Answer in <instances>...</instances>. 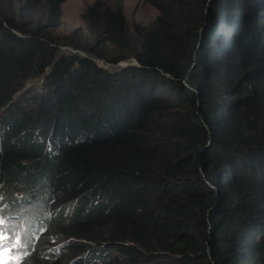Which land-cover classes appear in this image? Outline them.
<instances>
[{"label": "trees", "instance_id": "trees-1", "mask_svg": "<svg viewBox=\"0 0 264 264\" xmlns=\"http://www.w3.org/2000/svg\"><path fill=\"white\" fill-rule=\"evenodd\" d=\"M22 2L0 0L8 264L54 262L56 242L72 264H264V0H146L134 34L97 1L89 36L135 61L115 73L43 34L65 0Z\"/></svg>", "mask_w": 264, "mask_h": 264}, {"label": "rangeland", "instance_id": "rangeland-1", "mask_svg": "<svg viewBox=\"0 0 264 264\" xmlns=\"http://www.w3.org/2000/svg\"><path fill=\"white\" fill-rule=\"evenodd\" d=\"M26 1L23 0L22 3L25 4ZM97 1L104 3L106 7L113 11L121 10L131 34L135 33L136 28H150L158 16L157 10L149 6L146 0H65L60 8L58 21L52 25L45 23L43 34L48 36L59 48V56L78 55L83 59L92 60L107 73L121 72L126 68V64L134 66V59L116 65L110 63L109 61L114 57L112 48L103 41L99 42L90 37L82 20L85 11ZM75 45H79L80 50H76ZM49 72L47 71V74ZM45 83V76L28 80L25 87L13 98L11 104L18 105L22 100L28 101L44 94ZM4 112V109L1 110L0 116ZM65 245L66 242H56L48 250L50 254L57 258L54 262L42 263L36 250L28 254V259L38 264H72L70 253L63 248ZM60 255L63 256L61 259L59 258Z\"/></svg>", "mask_w": 264, "mask_h": 264}, {"label": "snow or ice", "instance_id": "snow-or-ice-1", "mask_svg": "<svg viewBox=\"0 0 264 264\" xmlns=\"http://www.w3.org/2000/svg\"><path fill=\"white\" fill-rule=\"evenodd\" d=\"M5 220L3 217H0V264H8V261L4 259L5 256H10L14 249H19L23 247L21 244V237L19 234H15L14 238L9 234L4 228ZM19 252L16 256L12 257L13 259H19Z\"/></svg>", "mask_w": 264, "mask_h": 264}, {"label": "water", "instance_id": "water-1", "mask_svg": "<svg viewBox=\"0 0 264 264\" xmlns=\"http://www.w3.org/2000/svg\"><path fill=\"white\" fill-rule=\"evenodd\" d=\"M133 64H134V63H133ZM125 66H126V67L129 66V64H126Z\"/></svg>", "mask_w": 264, "mask_h": 264}]
</instances>
